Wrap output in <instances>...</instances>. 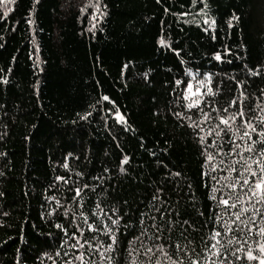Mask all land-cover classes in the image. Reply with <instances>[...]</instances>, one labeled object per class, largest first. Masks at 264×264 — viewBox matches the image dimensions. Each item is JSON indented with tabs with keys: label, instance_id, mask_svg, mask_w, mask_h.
<instances>
[{
	"label": "trees",
	"instance_id": "trees-1",
	"mask_svg": "<svg viewBox=\"0 0 264 264\" xmlns=\"http://www.w3.org/2000/svg\"><path fill=\"white\" fill-rule=\"evenodd\" d=\"M206 3L201 13L204 5L199 0L195 5L191 0H101L105 15L97 20L91 18L88 0H39L35 5L33 0H15L6 6L11 11L0 19V76L7 77L0 82V264H62L65 252L80 251L68 247L75 243L71 233L77 227L85 229L83 237L78 236L81 242L95 235L109 243L102 231H87L80 211L91 222L96 210L100 221L118 229L117 247L127 249L128 240L150 228L148 217L157 215V207L168 212L159 203L149 207L157 187L163 188L161 200L181 214L172 219L188 221L171 233L165 228L164 237L171 236L170 253L176 243L183 245L188 255L179 259L188 264L191 248L201 252L213 226L209 216L215 204L209 193L211 175L216 173L202 175L210 168L204 165L195 130L188 126L192 120L202 123L200 111L185 108L177 98L183 97L188 81L195 84L208 74L206 87L215 95L209 98L206 87L201 88L208 100V105L202 102L205 111L213 102L227 108L234 97L239 103L232 105V112L243 107L252 116L257 106L264 108V0ZM82 8L86 10L81 12ZM5 10L0 6V17ZM182 12L190 15L181 16ZM233 15L238 19L232 20ZM205 18L214 24L209 27ZM161 38L167 47L158 43ZM217 52L221 60L215 59ZM37 62L39 68L34 67ZM249 68L260 74L249 75ZM102 95L110 100H101ZM108 109H119L126 122L117 123ZM85 112L91 115L81 120ZM176 112L192 119L181 120ZM125 155L129 161L121 165ZM76 187L83 188L82 198L72 200L75 193L69 189ZM64 209L69 210L67 216ZM145 212L142 224L140 214ZM117 216L118 224L111 225L108 217ZM58 224L68 229L67 234ZM184 229L191 245L181 237ZM232 235L218 238L227 249L223 259L257 264L244 259L249 245L259 254L253 241L236 253L239 245L227 244ZM236 235L245 242V236ZM143 243L134 241L133 247ZM236 255L242 259L236 260ZM115 257L126 264L120 252ZM92 258L99 261L98 255Z\"/></svg>",
	"mask_w": 264,
	"mask_h": 264
},
{
	"label": "snow or ice",
	"instance_id": "snow-or-ice-1",
	"mask_svg": "<svg viewBox=\"0 0 264 264\" xmlns=\"http://www.w3.org/2000/svg\"><path fill=\"white\" fill-rule=\"evenodd\" d=\"M15 0H0V6H5L6 10L3 13V16L0 19L7 17L8 12L11 11L10 8L6 6L14 3ZM39 0H33V4L38 3ZM160 0H157L159 3ZM88 3L92 6V19L97 20L98 18H103L106 9V5L101 4V0H95V3H92V0H88ZM193 5L197 4V0H191ZM199 3L203 4L204 7L200 8V12L203 13L204 9L207 7L206 0H199ZM86 8H82L81 12H84ZM167 11V9H165ZM181 16L190 15V13H180ZM31 16V12H29ZM238 17L233 15L232 20H236ZM32 23L31 20L28 21ZM188 21H185L187 23ZM204 23L211 27L214 24V21H209L204 19ZM96 25L93 24L92 28H95ZM91 30V29H90ZM208 31V28L204 29ZM215 38V37H213ZM158 43L161 46L167 47V40L161 38ZM35 53H38L39 49L36 48ZM179 55L178 50H174ZM31 59V57H30ZM216 60H221V54L217 52L215 54ZM37 61H39V56L37 55ZM131 63V62H129ZM35 68H39V63L34 64ZM125 68L128 67V64L124 65ZM264 68V66H261ZM11 71V69H9ZM249 75H259L260 72L254 71L253 69H247ZM145 79H148V73L145 72L142 74ZM204 80H197L195 84L192 81H188L186 87L183 89V97H178L179 101L182 99L184 101V107L187 109H198L200 111L199 120L202 123H197L195 120L188 125L193 128L194 136L196 142L202 146L203 151L201 152L202 157L204 158V165L209 166L210 171L202 173L204 176H209L211 173H216V175H211V192L209 193V199L215 204V209L212 210L209 219L213 222L210 234L206 237L208 243L203 246L201 252H197L193 247L190 249L191 256L188 257V264H230V262L223 259L224 255L227 252V249L221 244L219 237L224 233H233L231 239L227 241L228 245H231L235 241L239 247L235 249L236 253H239L241 249L245 248L248 240H252L255 249L258 250V255L254 254L253 246L249 245L244 253V259L247 261H256L257 264H264V108L259 107V110L255 115L249 116L248 112L244 110L243 107H239L235 112L231 111L232 105L238 104V98H233L227 108H217L213 102L209 106V110L205 111L202 107V102L205 105H208V100L205 97V93L201 91L202 87H206L208 79L210 77L208 74H204ZM7 77L0 76V82L6 81ZM177 85L181 84L180 80L175 81ZM238 82V86H239ZM206 93L209 98L213 97L215 93L211 87H206ZM264 95V93H261ZM244 94L241 93V96ZM103 101H109L110 98L107 95H102L100 97ZM99 103V101H97ZM114 104V102H112ZM108 111L113 112V109H108ZM251 111V110H250ZM91 115L90 112H85L83 116L79 118L81 120L86 119ZM117 123H125L124 115L115 109L113 112ZM181 120L192 118L187 116L183 112L174 113ZM209 121H218V123L209 124ZM253 134H255V139H253ZM215 137V139H212ZM227 141L226 144L221 142ZM237 141L244 142L246 146H242V143ZM143 147V145H141ZM258 149V150H257ZM0 155H3L0 153ZM153 155H155L153 153ZM229 159L231 163L229 162ZM129 161L127 155L123 156L121 160V165L126 164ZM162 164L163 162L160 161ZM64 167H67L65 164ZM167 168V165H164ZM120 172L124 173L126 169L121 166ZM108 169H105L107 172ZM171 176L179 177L181 174L179 172H169ZM56 180H64V177L57 176ZM103 179V177H99ZM67 183L66 180H64ZM89 187L84 185L83 188ZM190 187V185H189ZM82 187H76L75 189H69L74 191V195L71 197L72 200H79L82 198L83 193ZM163 193L162 187H157L155 193L152 195V202L154 206L156 203L163 205L165 208H168V212L161 210V208H156V213L159 216V221L157 220V215L148 217L150 221V228L145 227L139 236H134L132 240H128V248L121 250L117 247L119 244V238L117 236V230L109 227L107 224L100 221V217L97 216L96 210L92 211L91 222H89V217L85 216L83 211L79 212V217L87 224V231L89 233H99L103 232L107 239L110 241L106 245L101 243L95 235L91 239H81L85 229L82 227H77L76 231L71 233L72 239L75 243L68 244L70 250L79 249L80 251L73 254L65 252L64 256L67 257L66 260L62 261V264H119V260L116 259L115 253L120 252L124 256L126 264H184V261L179 259L181 255H188L184 246L176 243L173 245L175 252L170 253L169 242L171 241V236L167 238L164 237L163 233L165 228L169 233H171L175 227L181 229L184 228L185 224H188L187 220H184L183 223L179 219L173 220L172 216L175 215L179 217L181 214L175 212L174 209L169 207V205L161 200V194ZM3 193H0L2 196ZM49 200L54 199V197L49 196ZM57 206L59 207V201H57ZM96 209H99L103 212V209H100V205H96ZM218 210V211H217ZM52 211H55L53 209ZM112 212H116V209H110ZM69 210L64 209V215H68ZM52 213L49 212V215ZM105 216L107 213H103ZM140 222L143 224L145 222V217L147 213H141ZM199 215H204V213H199ZM227 217V219H224ZM72 219H76V215L73 214ZM111 222V225H117L119 216L117 219H112L108 217ZM259 221V224L256 223ZM218 226V227H217ZM57 228H61L62 231L67 234L68 229L64 228L62 225H56ZM71 227V225H70ZM150 230H154L150 238H147V233ZM184 231L181 232V237L187 240V237L184 235ZM245 236V242L237 238V235ZM255 237H259V240H256ZM143 239L144 243L137 248L133 247L134 241H139ZM151 241V242H150ZM62 244L66 243L61 241ZM188 245H191L193 242L187 240ZM85 245L88 246L85 250ZM141 248L143 251H141ZM126 253V255H125ZM206 253V255H202ZM43 255L48 256L47 253ZM56 256H60V252L55 253ZM93 255L99 256V261L95 258H92ZM86 256L89 257L86 259ZM176 257V258H174ZM219 258V259H217ZM48 259L51 260L52 257L48 256ZM236 260H241L240 255L235 256ZM55 264V261H53Z\"/></svg>",
	"mask_w": 264,
	"mask_h": 264
}]
</instances>
